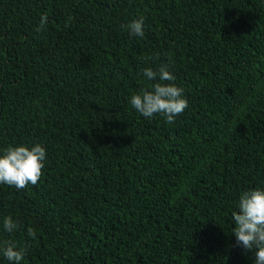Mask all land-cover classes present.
Instances as JSON below:
<instances>
[{
	"label": "trees",
	"instance_id": "16d2710c",
	"mask_svg": "<svg viewBox=\"0 0 264 264\" xmlns=\"http://www.w3.org/2000/svg\"><path fill=\"white\" fill-rule=\"evenodd\" d=\"M162 63L171 124L130 104ZM35 144L39 182L0 184L21 264H254L232 212L264 190V0H0V155Z\"/></svg>",
	"mask_w": 264,
	"mask_h": 264
},
{
	"label": "clouds",
	"instance_id": "9594fccd",
	"mask_svg": "<svg viewBox=\"0 0 264 264\" xmlns=\"http://www.w3.org/2000/svg\"><path fill=\"white\" fill-rule=\"evenodd\" d=\"M48 22L47 13L41 15L36 31L43 30ZM144 17L140 16L122 25L130 36L143 38ZM159 59V54H155ZM151 57H145V60ZM169 65L160 64L153 70L146 67L142 75L148 81H154L149 88H142L130 97L131 106L145 118H152L155 114L166 117V123H174L175 117L182 114L188 107L184 98V89L174 83L175 76L168 70ZM172 82V83H165ZM46 151L40 144L30 148L25 145L9 146L0 155V184L15 187L17 190L26 188L29 184L35 186L43 175ZM238 211L232 212L234 227L232 236L235 237L237 247L253 253L254 264H264V190L254 189L240 194L237 204ZM21 225L11 215L4 217L3 229L9 233L17 230ZM27 236L36 239V231L32 227L26 229ZM0 254L10 264H21L24 249H18L11 241H4L0 246Z\"/></svg>",
	"mask_w": 264,
	"mask_h": 264
}]
</instances>
